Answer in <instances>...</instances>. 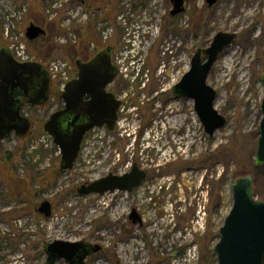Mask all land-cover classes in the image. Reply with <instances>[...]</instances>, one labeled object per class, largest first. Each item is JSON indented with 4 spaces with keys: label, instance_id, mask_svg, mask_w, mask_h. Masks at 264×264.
<instances>
[{
    "label": "rangeland",
    "instance_id": "1",
    "mask_svg": "<svg viewBox=\"0 0 264 264\" xmlns=\"http://www.w3.org/2000/svg\"><path fill=\"white\" fill-rule=\"evenodd\" d=\"M59 1L0 0V48L24 43L38 62L49 68L57 61L58 71L72 78L77 60L113 45L120 73L111 89L125 101V118L112 133L98 128L86 136L73 169L62 171L59 149L43 128L64 104L59 77L47 104L24 107L32 132L13 134L0 153V264H46L45 246L56 239L101 245L88 264H217L214 248L233 206V184L252 175L255 198L264 201V164L255 165L263 117L264 0H218L213 7L186 0L187 10L175 17L170 0H93L91 9L76 1L62 8ZM11 7L16 13L8 23L15 27L7 34ZM32 23L46 35L30 41ZM219 32L238 38L209 75L215 108L227 119L210 136L194 101H174L170 86ZM173 116L175 123L166 124ZM148 128L156 136L141 146ZM136 162L148 175L132 192L78 193L110 172H131ZM16 184L25 192L13 196ZM45 200L51 217L36 210ZM133 208L142 224L130 219Z\"/></svg>",
    "mask_w": 264,
    "mask_h": 264
},
{
    "label": "water",
    "instance_id": "2",
    "mask_svg": "<svg viewBox=\"0 0 264 264\" xmlns=\"http://www.w3.org/2000/svg\"><path fill=\"white\" fill-rule=\"evenodd\" d=\"M77 1L83 3L85 0ZM171 1L174 5L171 16L185 11L184 0ZM206 2L212 7L218 0ZM45 34L46 30L34 23L26 30L30 41ZM236 37L234 32H219L208 48H198L192 57L190 70L173 88L176 97L194 101L195 110L210 136L224 127L227 119L215 108L217 91L209 84L208 78L222 51L234 44ZM109 52L101 51L90 61H76L77 77L70 80L61 93L63 108L54 111L44 123V130L60 150L62 171L73 169L87 132L104 124L109 130L115 128L120 103L106 89L117 74ZM50 78L51 74L41 63L18 62L8 47L0 48V144L12 132L21 137L30 129L29 118L21 115L23 99L16 98L15 92H23L29 104H44L48 100ZM87 96L89 99L85 100ZM261 111L263 117L259 126L257 166L264 163V98ZM146 175V171L135 165L131 172L124 175L111 173L88 185L84 184L78 193L132 192L145 180ZM37 210L45 217H51L52 204L45 200ZM130 218L133 223L140 221L135 210ZM219 233L220 240L214 248L217 264H264V201L255 198L252 175L241 177L233 184V206ZM102 249L101 245L89 244L85 240L56 239L45 246L46 264H56L62 260L68 264H87V257Z\"/></svg>",
    "mask_w": 264,
    "mask_h": 264
},
{
    "label": "flooded vegetation",
    "instance_id": "3",
    "mask_svg": "<svg viewBox=\"0 0 264 264\" xmlns=\"http://www.w3.org/2000/svg\"><path fill=\"white\" fill-rule=\"evenodd\" d=\"M171 1V0H170ZM73 1L71 0L70 1V3H72ZM94 2L95 1H93V0H85L83 3L84 4H86V3H88L87 5H89V7H90V9L93 7V6H95V4H94ZM83 3L81 4V8L83 7ZM171 4H172V10H173V7H174V5H173V3H172V1H171ZM184 6H185V10H187V8H186V0H184ZM214 6V5H213ZM212 6V7H213ZM208 7H209V5H208ZM73 10H75V8L74 7H72V11ZM171 10V11H172ZM183 13V12H182ZM181 14V13H180ZM170 15H171V12H170ZM177 15H179V14H177ZM176 15V16H177ZM171 17H173V16H171ZM175 17V16H174ZM47 33V32H46ZM234 33H236V32H234ZM237 34V33H236ZM41 37H43V36H41ZM41 37H39V38H41ZM38 38V39H39ZM237 38H238V35H237V37H236V41H237ZM236 41H235V43H236ZM107 42V41H106ZM68 43H70V44H73V43H75V40H69L68 39ZM97 50V48H95L94 49V55L92 56V57H90V58H88V60H82V61H90L92 58H94L95 57V55H97L98 53H100L101 51H110L109 52V54H110V58H111V63H112V65L116 68V70H117V74H116V77L113 79V81L112 82H110L108 85H107V91L108 92H111V93H113L114 95H115V97H116V99L119 101V103H120V105H119V108H118V110H117V119H116V121H115V128L113 129V130H109V128H108V126L106 125V124H104L102 127H94L93 129H91L89 132H87V134L85 135V137L86 136H88V135H91L94 131H96L98 128H103V129H105V130H107V131H109L110 133H112L113 131H116L117 130V126L119 125H121V121L120 120H122V119H124L125 118V115H124V112L122 111V109H123V107H125V101L120 97V96H118V94L116 93V92H114V90H113V87H112V89H111V86H113L114 84H116V82H117V79H118V77H119V73H120V71H119V67L116 65V63H115V61H114V46L113 45H107L106 47H104L103 49H101V50H99V51H96ZM47 71H48V69H47V67H44ZM49 72V71H48ZM180 72V71H179ZM77 74H78V68H77ZM184 74V73H183ZM183 74L181 75H179V77L172 83L173 85L172 86H170L171 87V89H170V91H171V94H172V97H173V100L174 101H179L180 99H186V97H176L175 95H174V92H173V88H174V86L175 85H177L180 81H181V79H182V77H183ZM76 77H77V75H76ZM76 77H72V79H74V78H76ZM262 81H263V78H262ZM264 83V82H263ZM52 84H53V79H52V77L50 78V84H49V90H48V100L44 103V104H40V105H33V106H41V105H45V104H47L49 101H50V98H51V86H52ZM144 87H145V85H144ZM164 94V93H163ZM24 94H23V92H21L20 90H17L16 92H15V96H16V98H22L23 99V102H24V104H23V106H22V108H21V115H23V116H25V117H27V118H29V120H30V129H29V131L25 134V135H23V136H21V137H19V136H17V134H16V132H12V134H11V136L14 134V135H16L18 138H22V137H25V136H27L28 134H30L31 132H32V128H33V122H32V120H31V118L29 117V116H27L26 114H24L23 113V109H24V107L26 106V105H32V104H29L28 103V101L25 99V97L23 96ZM62 99V98H61ZM89 99V97L87 96V97H85V100H88ZM63 100V99H62ZM63 106H64V104H63ZM63 106L61 107V108H63ZM134 107H136V106H134ZM61 108H59V109H61ZM58 109V110H59ZM122 112V113H121ZM148 129H150V128H148ZM147 129V130H148ZM147 130L145 131V132H147ZM10 136V137H11ZM85 137H84V139H85ZM146 138V137H145ZM6 139H8V138H6ZM6 139H4V140H6ZM137 139H138V137H136V143H137ZM4 140H2L1 141V144H0V153L2 152V147H3V141ZM84 141V140H83ZM139 143V142H138ZM136 145V144H135ZM137 166L138 167V163L136 162L135 164H134V166ZM134 168V167H133ZM139 168V167H138ZM133 170V169H132ZM141 170V169H140ZM144 171H146V170H144ZM111 173H113V172H110L109 174H111ZM146 173H147V175H148V171H146ZM108 174V175H109ZM114 174V173H113ZM117 175V174H116ZM147 175H146V178H147ZM146 178H145V180H146ZM145 180L140 184V186L145 182ZM92 183V182H91ZM84 184H90V183H84ZM83 184V185H84ZM139 186V187H140ZM120 191V190H119ZM111 193H114V192H111ZM17 194V192L16 193H12V195L13 196H15ZM91 194H97V193H91ZM90 195V194H89ZM36 210H37V208H36ZM133 210H135L136 211V213H137V215L139 216V219H140V221H137L136 222V224H138V223H140V224H142V222H143V218H142V214L136 209V208H133L132 209V212H133ZM38 211V210H37ZM130 217V216H129ZM131 219V218H130ZM135 224V223H134ZM86 241V240H85ZM86 242H88L89 244H92L91 242H89V241H86ZM103 250V249H102ZM101 250V251H102ZM93 256V255H92ZM92 256H89V257H87V259H86V263L88 264V260H89V258H91ZM63 261V260H62ZM61 261H58L56 264H58V263H60ZM63 264H68V263H66L65 261L64 262H62Z\"/></svg>",
    "mask_w": 264,
    "mask_h": 264
},
{
    "label": "built area",
    "instance_id": "4",
    "mask_svg": "<svg viewBox=\"0 0 264 264\" xmlns=\"http://www.w3.org/2000/svg\"><path fill=\"white\" fill-rule=\"evenodd\" d=\"M71 0H61L59 1V6L62 7V8H65L66 5L68 3H70ZM15 9L12 10V7L9 9L8 11V15H7V18H5L6 22H10V21H13L11 20V18L13 19V16L15 15ZM5 27H7V34L9 32V28L10 27H15V25H12V23H8L5 25ZM67 36L69 38H72V33L69 32L67 34ZM68 38V39H69ZM68 39H65L64 37H62L61 39H59L61 42H68ZM70 40V39H69ZM13 43H16V42H13ZM10 49L11 51L13 52V54L15 55V57L19 60V61H22V62H25V61H33V60H36L32 55H30L29 53H27L26 51V48H25V45L24 43H19V44H11L10 45ZM133 51L134 49H131V53L133 54ZM139 54V53H138ZM54 62V61H53ZM51 62L50 63V66H49V70L52 74V78H57L59 77L60 79V87H61V90L64 89L66 83L69 81L70 77L69 75L67 74L66 71H58L57 67L55 66L57 61H55L54 63ZM60 62V61H59Z\"/></svg>",
    "mask_w": 264,
    "mask_h": 264
},
{
    "label": "trees",
    "instance_id": "5",
    "mask_svg": "<svg viewBox=\"0 0 264 264\" xmlns=\"http://www.w3.org/2000/svg\"><path fill=\"white\" fill-rule=\"evenodd\" d=\"M0 35H2V32L0 31ZM3 47V46H2ZM12 155L9 154V158H11ZM256 165V164H255ZM16 190V191H15ZM24 193L25 192V186L16 184L15 187L12 185L11 193Z\"/></svg>",
    "mask_w": 264,
    "mask_h": 264
},
{
    "label": "bare ground",
    "instance_id": "6",
    "mask_svg": "<svg viewBox=\"0 0 264 264\" xmlns=\"http://www.w3.org/2000/svg\"><path fill=\"white\" fill-rule=\"evenodd\" d=\"M213 88H214V87H213ZM174 114H175V112L171 113L170 116H171V115H174ZM174 118H175V117L173 116V118H172L170 121H168V119H167V120H166V122H167L166 124L172 126L173 123H175V122H174ZM172 120H173V121H172ZM175 120H176V119H175ZM233 183H234V182H233ZM204 227H205V226H204Z\"/></svg>",
    "mask_w": 264,
    "mask_h": 264
}]
</instances>
